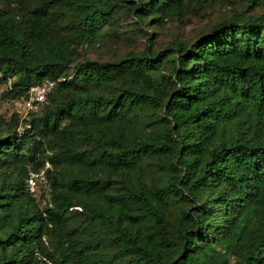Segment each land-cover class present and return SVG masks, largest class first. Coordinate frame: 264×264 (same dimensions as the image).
Returning <instances> with one entry per match:
<instances>
[{
	"label": "trees",
	"instance_id": "16d2710c",
	"mask_svg": "<svg viewBox=\"0 0 264 264\" xmlns=\"http://www.w3.org/2000/svg\"><path fill=\"white\" fill-rule=\"evenodd\" d=\"M214 1L0 0L1 100L56 82L23 132L0 114V264H264V0L147 31ZM120 32L143 49L78 58ZM46 162L50 208L26 187Z\"/></svg>",
	"mask_w": 264,
	"mask_h": 264
},
{
	"label": "rangeland",
	"instance_id": "374dc122",
	"mask_svg": "<svg viewBox=\"0 0 264 264\" xmlns=\"http://www.w3.org/2000/svg\"><path fill=\"white\" fill-rule=\"evenodd\" d=\"M236 5L244 8L242 0H235ZM228 5L221 0L214 1V7L202 11L196 7L188 8L186 14L179 19L166 20L161 25H154L147 28V31L153 32L156 35L153 41L152 48H159L167 45L172 39L178 38L181 40H193L201 34L208 32L212 26L222 16L227 13ZM252 13L264 12V3L259 6H254L251 10ZM128 24L131 18L127 17ZM122 24L120 31H125V26ZM119 37H113L103 44L94 48L85 49L79 52L78 58H88L97 60H111L123 56L128 50L143 49L145 42L143 40L133 39L129 34L120 32ZM154 39V37H153ZM10 111L9 105H6L0 98V114H5Z\"/></svg>",
	"mask_w": 264,
	"mask_h": 264
},
{
	"label": "built area",
	"instance_id": "2783aa9c",
	"mask_svg": "<svg viewBox=\"0 0 264 264\" xmlns=\"http://www.w3.org/2000/svg\"><path fill=\"white\" fill-rule=\"evenodd\" d=\"M56 82L54 80H45L40 84L29 88L27 94L19 99L5 103L13 111L18 113L20 122L17 127L19 133L29 127L28 119L34 113H37L45 103L48 94L54 89ZM53 171L49 162L38 171H29L26 178V187L32 193L43 208L52 207L50 199V179L48 173ZM45 215V213H43Z\"/></svg>",
	"mask_w": 264,
	"mask_h": 264
}]
</instances>
